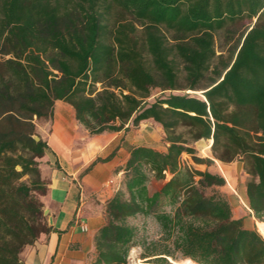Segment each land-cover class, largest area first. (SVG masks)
Here are the masks:
<instances>
[{"label":"trees","instance_id":"1","mask_svg":"<svg viewBox=\"0 0 264 264\" xmlns=\"http://www.w3.org/2000/svg\"><path fill=\"white\" fill-rule=\"evenodd\" d=\"M103 3L106 13L115 9L110 28L101 0H0V195L11 190L0 208V264H20L24 247L52 230L36 196L49 185L37 125L51 120L55 101L70 105L92 135L151 122L167 144L165 153L130 148L129 198L118 191L107 202L92 264L126 263L136 242L126 220L136 215H150L162 231L145 247L144 264H264V236L234 216L225 179L180 164L182 153L211 164L192 147L200 140L212 141L222 162L242 155L248 207L264 224V0ZM215 35L224 43L218 56ZM166 171L171 179L150 194V176L162 180Z\"/></svg>","mask_w":264,"mask_h":264},{"label":"crops","instance_id":"2","mask_svg":"<svg viewBox=\"0 0 264 264\" xmlns=\"http://www.w3.org/2000/svg\"><path fill=\"white\" fill-rule=\"evenodd\" d=\"M75 122L72 107L62 101H55L53 116L47 123L51 131L45 135L38 132L48 147L44 159L50 163L57 162L61 169L54 170L48 178V211L52 217V230L43 241L26 249L24 264L93 263L97 251L95 237L106 223L104 203L113 196L112 190L103 189L102 186L108 185L106 181L109 179L118 182L122 173L118 167L124 165L129 157V148L126 146H137L127 137L124 146H121L120 139L113 144L115 138L122 137L116 133L112 143H106L100 150L104 158L114 155L108 162L95 165L85 175H78L80 169L69 172L63 164L67 163V155L71 153ZM209 143L212 141L209 140ZM112 171H117L113 178L110 177ZM92 195L101 198L100 203H96ZM236 218H243L246 224L241 214ZM81 221L85 223L86 231H82Z\"/></svg>","mask_w":264,"mask_h":264},{"label":"rangeland","instance_id":"3","mask_svg":"<svg viewBox=\"0 0 264 264\" xmlns=\"http://www.w3.org/2000/svg\"><path fill=\"white\" fill-rule=\"evenodd\" d=\"M103 1L105 0H101V6L99 7V11L102 13L105 12L104 9L105 3H103ZM103 15H104L103 22L106 25H108V27L110 28L115 19V9L111 7V9L107 13L105 12V14ZM166 35L168 36V34ZM214 49L216 56L220 55L224 51V43L220 35H215L214 37ZM216 63L217 61L216 59H214L211 63L210 70L216 67ZM182 77L183 76H180V79H182ZM97 87L98 89H101L102 85L98 84ZM188 93H194V92L189 90ZM158 94H159V89L153 90L151 93V97L148 99V101L152 102L154 97H156ZM47 123L48 122L37 125V133L40 132L43 135H45V133H49L51 131V127L49 124L47 125ZM127 126L128 125H126L124 129L118 132H103L101 134L92 135L81 124L75 122L74 130L72 133L73 141L71 143V149H70L71 153L67 155V159H68L67 163L63 164L65 170L69 172H73L80 169L78 175H85L86 173H89L94 168L95 165L97 164L103 165L106 162H108L109 159L114 155L104 158V153L101 152L100 150L101 147L104 146L106 143L111 142L112 137H115L116 133H120L122 137L120 136L121 138H115L112 141L113 144L118 142V140L120 139L121 146H124L125 143H127L125 141L126 137L129 140H133L135 143H137V146H131V147L126 146L127 148H129V150L132 147L144 146L159 150L164 153L167 151V144L163 142V131L157 125L151 122H142L137 127L130 126L128 128V131L126 130ZM192 147L195 149L196 155L198 157L210 159L211 164L195 165L191 159V155L187 153L181 154L180 164L183 166H189L199 171L207 170L213 174L221 175L226 182L225 185L221 188V190L230 197V201L233 206L234 216L237 217L239 214H241L245 218L246 227L258 229L257 222L252 217L247 202L245 186L247 180L249 179V175L246 173L247 163L245 161V158L242 155H236L232 159V161L222 162L213 156L211 151V144L209 143V140H200L194 143ZM97 160L98 162H96L89 170H87V168L94 161ZM238 162L242 163V167L239 172L236 171V164ZM124 165L118 167V169L122 171V173L120 174V178H118V182L109 179V181L106 182L112 181V183L109 185H103L102 188L112 190L113 196L118 191H121L124 195V198L128 199L129 196L124 186V172H123ZM56 169L58 170L61 169L60 166L57 164V162L50 163V161L48 160H44L43 162H41L42 179L45 182H49L48 179L49 175H51V173ZM116 172L117 171H112L110 177L111 178L115 177L117 175ZM171 177L172 174H170L168 171L165 172V178L162 180L156 179L153 175H151L148 183L149 193L153 194V191L159 192L164 186V184L171 179ZM20 181H25L27 183L32 182V180L29 179L28 177H23ZM10 193L11 190L9 186H5L3 193L0 195V208L7 201ZM36 196L43 205L42 207L43 220L47 223L48 226L52 227L51 226L52 223H50V219L52 220V217L48 211L49 210L48 190L44 196H40L37 193ZM92 196L94 197L96 203H100L99 199L101 198H99L96 195H92ZM111 198H109L104 203V213L106 215V222L108 220L107 212H106L107 202ZM0 218L2 222H6L5 218L2 217V214H0ZM126 221L129 225L133 226L136 229V239H135L136 242L135 245L130 249L125 264H144V260L141 259V255L145 253V247H147V245L151 243L159 241L162 237V231L155 224V222L152 220L150 215H146V216L136 215L135 217L128 218ZM5 235H6V231L4 230V226L0 224V238L4 237ZM44 239L45 236L40 234L32 245H27L24 247L23 251L20 254V259H21L20 264H24L23 258L25 251H27L26 249H30L32 246L40 243Z\"/></svg>","mask_w":264,"mask_h":264},{"label":"bare ground","instance_id":"4","mask_svg":"<svg viewBox=\"0 0 264 264\" xmlns=\"http://www.w3.org/2000/svg\"><path fill=\"white\" fill-rule=\"evenodd\" d=\"M257 227H258L260 233L262 235H264V224L257 222ZM174 264H196V263H194L193 261H191L189 259H184V260L176 261Z\"/></svg>","mask_w":264,"mask_h":264},{"label":"water","instance_id":"5","mask_svg":"<svg viewBox=\"0 0 264 264\" xmlns=\"http://www.w3.org/2000/svg\"><path fill=\"white\" fill-rule=\"evenodd\" d=\"M33 138H34L35 141H39L40 140L39 137H37V136H34ZM241 167H242V163L241 162H238L236 164V171L239 172L241 170ZM16 170L19 171L20 168L19 167H16ZM50 223H52V220L51 219H50Z\"/></svg>","mask_w":264,"mask_h":264},{"label":"built area","instance_id":"6","mask_svg":"<svg viewBox=\"0 0 264 264\" xmlns=\"http://www.w3.org/2000/svg\"><path fill=\"white\" fill-rule=\"evenodd\" d=\"M112 183V181H110V182H108V185L109 184H111ZM80 225H81V229H82V231H86L87 229H86V225H85V223L84 222H80Z\"/></svg>","mask_w":264,"mask_h":264}]
</instances>
